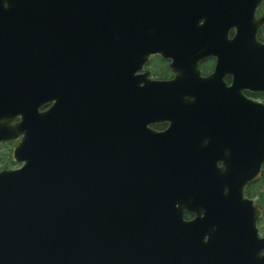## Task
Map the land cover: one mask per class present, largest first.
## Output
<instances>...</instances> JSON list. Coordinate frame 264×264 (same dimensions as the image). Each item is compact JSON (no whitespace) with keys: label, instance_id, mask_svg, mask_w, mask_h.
Instances as JSON below:
<instances>
[{"label":"water","instance_id":"obj_1","mask_svg":"<svg viewBox=\"0 0 264 264\" xmlns=\"http://www.w3.org/2000/svg\"><path fill=\"white\" fill-rule=\"evenodd\" d=\"M261 1L0 0V142L18 140L20 164L0 169V264H264V210L245 194L264 104L191 82L166 104L179 78L143 72L213 27L257 43ZM163 119L184 132L179 160L133 161L129 128Z\"/></svg>","mask_w":264,"mask_h":264},{"label":"flooded vegetation","instance_id":"obj_2","mask_svg":"<svg viewBox=\"0 0 264 264\" xmlns=\"http://www.w3.org/2000/svg\"><path fill=\"white\" fill-rule=\"evenodd\" d=\"M254 17L255 21L250 18L247 20V34L254 35L257 43L250 38L242 40L243 44L233 49L231 41L237 34V26L231 24L227 31L225 27H213L211 31H199L193 37L183 36L178 44L179 58L177 60H174L172 56L164 57L160 52L152 53L144 65L143 72L149 71L151 80L171 81L179 78L177 87L172 86L164 92L163 98H167L166 104L179 98L181 92L183 95L188 89L184 85L186 82L195 84L197 90L204 89L202 86L208 83L222 96L225 95L223 90H236L240 95L264 104V0L256 6ZM185 95H191V93ZM167 109L164 108V110ZM129 129L127 135L129 144H135V147H131V152L135 154L133 161L159 163L179 160L178 146L184 137V132H181L179 127L177 130H171L170 120L163 119L145 126L132 125ZM206 136L209 135L199 132L194 134L196 139ZM14 142L16 144V141L11 143ZM137 142L141 145L139 158L136 156ZM172 152L171 156H167ZM16 165V163L11 166L0 165V169L14 168L17 167ZM145 167L141 166L142 169ZM248 187L245 190L246 196L254 198L255 203L261 205L256 197L248 194ZM195 216L194 213L186 211L184 220L192 221ZM259 232L264 236L260 226Z\"/></svg>","mask_w":264,"mask_h":264},{"label":"trees","instance_id":"obj_3","mask_svg":"<svg viewBox=\"0 0 264 264\" xmlns=\"http://www.w3.org/2000/svg\"><path fill=\"white\" fill-rule=\"evenodd\" d=\"M9 144L11 145V142H9ZM2 158H0V163H3L2 165L4 166H11L16 163L12 158V150L10 148ZM248 194L256 197L257 202L264 208V166L260 178L249 185Z\"/></svg>","mask_w":264,"mask_h":264},{"label":"rangeland","instance_id":"obj_4","mask_svg":"<svg viewBox=\"0 0 264 264\" xmlns=\"http://www.w3.org/2000/svg\"><path fill=\"white\" fill-rule=\"evenodd\" d=\"M14 146H15V142L11 143V145L9 143L8 144L7 143H1L0 144V157H3L4 154L6 153V151L9 150V148L12 150ZM2 164L3 163H0V165H2ZM16 166H18V165H16ZM259 226H260L261 233L264 234V215L259 222Z\"/></svg>","mask_w":264,"mask_h":264}]
</instances>
